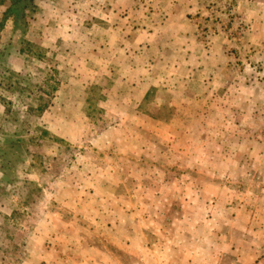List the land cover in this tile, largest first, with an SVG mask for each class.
<instances>
[{
	"label": "rangeland",
	"instance_id": "374dc122",
	"mask_svg": "<svg viewBox=\"0 0 264 264\" xmlns=\"http://www.w3.org/2000/svg\"><path fill=\"white\" fill-rule=\"evenodd\" d=\"M25 24L0 32V264H163L205 232L264 253V0H35Z\"/></svg>",
	"mask_w": 264,
	"mask_h": 264
},
{
	"label": "crops",
	"instance_id": "0c3cea01",
	"mask_svg": "<svg viewBox=\"0 0 264 264\" xmlns=\"http://www.w3.org/2000/svg\"><path fill=\"white\" fill-rule=\"evenodd\" d=\"M153 32H148V37H152ZM151 40V39H150ZM152 42V41H150ZM184 45L187 44V42L183 43ZM182 48V47H181ZM197 62V61H196ZM190 73V71H189ZM193 74V73H191ZM190 79L187 81L188 88H191L193 86V83H196L198 81L197 77L195 78L193 75L189 76ZM206 90H209V87H206ZM253 220H256L253 218ZM211 222V220L207 219L204 220L202 223L208 224ZM215 220L212 218V223H214ZM202 223L199 225L202 226ZM215 224V223H214ZM216 228H218V225H214L212 231H214ZM207 229V228H206ZM209 234V233H208ZM197 238H201L196 243L197 251H181L180 245H177L179 248V251H160V256L162 257L160 261H163V264H211L213 262H217L216 259L218 257L228 256L235 259V262H238L237 264H264L262 260V256L264 253L262 251H248V250H241V251H209L208 249V241L209 236L204 234L201 236L195 235ZM212 237L216 236L215 234H211ZM150 253V251H148ZM222 254H224L222 256ZM176 257L179 258V260L176 259Z\"/></svg>",
	"mask_w": 264,
	"mask_h": 264
},
{
	"label": "trees",
	"instance_id": "16d2710c",
	"mask_svg": "<svg viewBox=\"0 0 264 264\" xmlns=\"http://www.w3.org/2000/svg\"><path fill=\"white\" fill-rule=\"evenodd\" d=\"M35 10V0H9V6L0 17V32L3 30L8 19L20 30L25 29V18ZM17 29L16 32H20Z\"/></svg>",
	"mask_w": 264,
	"mask_h": 264
}]
</instances>
